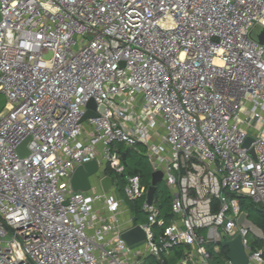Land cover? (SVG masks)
Here are the masks:
<instances>
[{
    "label": "built area",
    "instance_id": "2783aa9c",
    "mask_svg": "<svg viewBox=\"0 0 264 264\" xmlns=\"http://www.w3.org/2000/svg\"><path fill=\"white\" fill-rule=\"evenodd\" d=\"M257 24L264 0H0V264H166L179 247L177 264H212L210 246L238 236L245 264H264L238 223L246 198L264 211ZM91 100L97 115L82 121ZM118 143L147 148L171 212L125 175ZM93 160L91 188L74 190ZM107 169L128 200L144 199L148 222ZM137 225L146 238L133 247L122 234Z\"/></svg>",
    "mask_w": 264,
    "mask_h": 264
},
{
    "label": "water",
    "instance_id": "95a60500",
    "mask_svg": "<svg viewBox=\"0 0 264 264\" xmlns=\"http://www.w3.org/2000/svg\"><path fill=\"white\" fill-rule=\"evenodd\" d=\"M250 36L255 41L264 44V26L257 24L251 31ZM6 104V97L4 94L0 93V111ZM88 111L84 115L82 121H85L89 118L95 117L97 113L94 111L97 109V104L94 100H91L88 103ZM99 111L105 113V106L102 105L98 107ZM29 137L26 138L18 147V152L21 156H27L29 150L27 149V143ZM252 141V138H248L245 142V145H249ZM127 155L123 153V159L126 161ZM99 171V164L97 160H93L88 163H84L77 167L72 178L71 183L76 191H88L91 188L90 176ZM163 179V174L161 171H154L152 173V181L149 187V201L153 200V197L157 191L158 183ZM101 188L104 192H109L113 186V179L110 175H105L100 179ZM238 223L250 230V232L255 235L258 239L264 240V231L258 226L251 218H249V213L242 212L238 218ZM122 237L130 244L131 246H137L144 242L146 234L144 229L137 225L134 228L125 231L122 234ZM224 247H227L229 250V259H231L236 264H245L248 260L245 247L243 245L241 236H238L232 241H225L222 244ZM264 250V247H263Z\"/></svg>",
    "mask_w": 264,
    "mask_h": 264
},
{
    "label": "rangeland",
    "instance_id": "374dc122",
    "mask_svg": "<svg viewBox=\"0 0 264 264\" xmlns=\"http://www.w3.org/2000/svg\"><path fill=\"white\" fill-rule=\"evenodd\" d=\"M52 56V53H49L46 55L47 58H50ZM118 148L122 152H126L130 147L126 144L123 143H118L117 144ZM147 148L139 145L136 146L132 149L129 150V155L127 158L126 162V172L125 175L127 174H140L142 175L143 178V183L146 186H150L151 181H152V173L153 171V166L150 162L149 157L147 156ZM108 174L113 176L115 180H119L118 185H117V190L118 192L121 193V196L123 197L125 204L133 209V216L136 217L137 221L140 223H146L148 222L147 216L140 212H136L135 210H142L143 202L144 199H139L136 201V203L131 202L128 200L126 194H125V188H126V179L123 176L116 175L114 172L108 170ZM92 177V181L94 180V176ZM246 202L243 204L244 210H246L249 214L250 217L256 221L261 217V212L258 210L256 205H254L252 199L246 198ZM171 203H172V192L170 186L167 184L166 181L162 180L161 182L158 183V188L156 192V204L161 207L163 212H171ZM250 245L253 246L254 248L260 247L257 244L258 238L253 235L252 233L248 236ZM220 249V245H211L210 246V251L214 252V259H222L223 262L225 263L226 260L228 259V256L224 255L223 253L220 255L217 251ZM215 260L212 259V264L214 263ZM173 262L178 263V257L174 259ZM147 264H157L155 260L150 259L148 260Z\"/></svg>",
    "mask_w": 264,
    "mask_h": 264
},
{
    "label": "trees",
    "instance_id": "16d2710c",
    "mask_svg": "<svg viewBox=\"0 0 264 264\" xmlns=\"http://www.w3.org/2000/svg\"><path fill=\"white\" fill-rule=\"evenodd\" d=\"M130 149H132V148H129L125 153H126V155H127V158H128V155H129V150ZM127 158H126V162H127ZM107 172H108V169H107ZM137 175H140V174H138L137 173ZM141 176V178H142V175H140ZM142 181H143V178H142ZM137 201V200H136ZM136 201L135 202H133V203H136ZM246 202V200L244 199L243 201H242V206H243V204ZM254 203V202H253ZM254 205H256V207L258 208V210L261 212V217L258 219V221H256V220H254V219H252L251 217V220H253L258 226H260L262 229H263V231H264V211L257 205V204H255L254 203ZM244 208V207H243ZM131 210L133 211V209L131 208ZM137 213L138 212H142V210H138V209H136L135 210ZM143 213V212H142ZM168 216H171V213H168ZM249 216H250V214H249ZM135 219H136V217H135ZM137 220V219H136ZM257 244H258V246L260 245V247L261 246H264V240H261V239H258L257 240ZM182 248L181 247H179V248H174L172 251H171V255L170 256H166L165 257V260H166V264H177V262H173L174 261V259L176 258V257H178V261H179V259H180V257H181V254H182ZM220 255L223 253L224 255H226V256H228V248L227 247H224L223 245H221L220 244V249L217 251ZM211 255H212V258H211V261H212V259L213 260H215L214 261V263L215 264H225L224 262H223V260L222 259H214V252H211ZM212 263V262H211Z\"/></svg>",
    "mask_w": 264,
    "mask_h": 264
},
{
    "label": "crops",
    "instance_id": "0c3cea01",
    "mask_svg": "<svg viewBox=\"0 0 264 264\" xmlns=\"http://www.w3.org/2000/svg\"><path fill=\"white\" fill-rule=\"evenodd\" d=\"M92 179V177L90 176V180ZM92 181V180H91Z\"/></svg>",
    "mask_w": 264,
    "mask_h": 264
}]
</instances>
